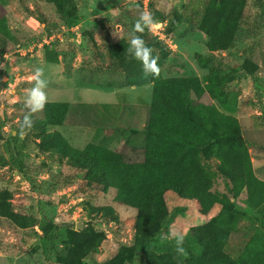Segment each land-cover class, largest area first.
I'll list each match as a JSON object with an SVG mask.
<instances>
[{"label":"rangeland","instance_id":"374dc122","mask_svg":"<svg viewBox=\"0 0 264 264\" xmlns=\"http://www.w3.org/2000/svg\"><path fill=\"white\" fill-rule=\"evenodd\" d=\"M210 1L75 0L81 17L76 30L66 29L54 8L42 0L0 1V17L6 19L12 37L5 38L4 51L0 49V191L7 192L15 212L35 213L54 224L51 235L44 238L37 227L17 229L0 217V264H55L66 256L67 231L72 227L76 230L78 224L83 229L89 225L92 243L100 240L94 256L98 263L113 257L121 245L133 244L136 211L116 203L113 189L81 194L82 175L55 162L51 154L40 152L39 139L31 128L21 136L19 124L27 113L24 100L33 84L30 76L40 67L47 81L46 103H70L65 123L56 128L69 146L82 150L92 143L121 152L142 144L144 136L131 140L110 133L109 128L113 118L119 122L126 118L127 104L140 100L136 128L141 131L148 118L151 86L122 89L105 71L109 52L123 37L122 26L116 22H136L142 11L160 18V27L147 29V33L163 37L157 40L168 54L161 69L165 78L203 79L211 70L226 75L227 90L238 95L234 116L253 174L264 181V0H244V5L237 7V33L232 48L225 52L208 51L207 38L198 29ZM36 14L45 16L48 25L39 23ZM124 40L128 44V39ZM54 56L57 63L49 61ZM197 57L210 59L205 68L200 67ZM246 59L251 60L253 77L235 71ZM204 101L210 102L207 98ZM115 102L118 106L106 104ZM42 110L32 113L31 120L41 119ZM215 183L222 191L220 182ZM164 200L171 216L169 227L149 245L138 248L127 264H146V253L165 256L175 252L174 234L184 236L183 247L188 251L190 236L219 210L216 207L208 216L202 215L196 203L168 191ZM104 206L114 213L94 212ZM244 206L237 202V209ZM249 229L247 221L239 224L229 236L226 254L234 259L240 255L251 235Z\"/></svg>","mask_w":264,"mask_h":264},{"label":"trees","instance_id":"16d2710c","mask_svg":"<svg viewBox=\"0 0 264 264\" xmlns=\"http://www.w3.org/2000/svg\"><path fill=\"white\" fill-rule=\"evenodd\" d=\"M42 1L54 8L58 21L66 29L80 23L75 0ZM243 5L244 0L208 3L198 25L207 38L208 51L225 52L232 48L238 29L237 7ZM23 8L34 16L27 7ZM35 18L48 25L42 14H36ZM153 18L160 22L157 15ZM134 23L123 19L116 22L122 26L123 37L109 52L110 61L105 71L119 81L121 88L151 86L142 144L136 143L121 152L92 143L82 150L72 148L56 131L66 121L70 106L67 102L45 103L43 117L32 120L30 129L39 139L40 152L51 154L55 162L64 163L74 174L82 175L78 189L81 194L113 189L116 203L136 211L133 244L121 245L113 257L98 263L94 256L100 240L92 243L89 225L82 230L72 227L67 231L66 256L55 264L129 263L138 248L149 245L154 236L169 227L171 216L164 200L167 191L196 203L202 215L208 216L216 207L219 210L190 236L191 245L186 255L146 253V264H264V181L253 174L240 125L234 116L237 93L227 90L228 78L218 70H211L203 79L196 76L165 78L161 69L168 54L158 37L149 35L147 29L136 35L153 49L160 71L156 76H145L139 62L127 55L128 44L124 39H129ZM5 38L12 39L6 19L0 17L2 51ZM197 60L200 67L205 68L210 59L197 57ZM49 61L57 63L56 56ZM235 71L249 77L254 75L250 59ZM205 98L210 102H205ZM125 132L118 134L128 137ZM215 182H220L222 191L216 188ZM238 201L243 202L244 209H237ZM99 211L108 215L114 213L109 206L94 209V212ZM0 217L8 219L17 229L37 227L44 238L54 230L52 222L41 220L35 213L15 212L6 191H0ZM242 221L250 223L251 235L234 259L225 253V247L230 234Z\"/></svg>","mask_w":264,"mask_h":264},{"label":"clouds","instance_id":"9594fccd","mask_svg":"<svg viewBox=\"0 0 264 264\" xmlns=\"http://www.w3.org/2000/svg\"><path fill=\"white\" fill-rule=\"evenodd\" d=\"M160 27L150 11H142L139 18L132 26V31L128 39L127 55L132 60L139 62L142 73L147 75L156 76L159 74V67L157 64L158 57L153 55V49L145 43V40L136 35V33H143L145 29L154 30ZM75 28V27H73ZM73 28L69 29L72 30ZM43 69L37 67L32 72L30 80L33 81L32 86L27 89V95L24 100V107L27 113L24 115L20 122L21 136L26 134V130L32 127L31 114L40 111L44 108L46 103V95L44 89L47 86V81L43 78ZM175 239V252L179 255H186L183 247L184 236L174 234Z\"/></svg>","mask_w":264,"mask_h":264},{"label":"crops","instance_id":"0c3cea01","mask_svg":"<svg viewBox=\"0 0 264 264\" xmlns=\"http://www.w3.org/2000/svg\"><path fill=\"white\" fill-rule=\"evenodd\" d=\"M131 88L132 89H134V88L137 89L139 87H130L129 89H131ZM122 89H124V88H122ZM106 104L113 105V106H118L117 102L111 103V104L110 103H106ZM127 106L128 107H125L126 110H128L127 113H126V118L121 120L122 122H119V121L115 120L117 118H113L112 122L110 124L109 132L112 133V134L113 133L114 134H118V133H120V131H126L125 133L129 134L128 137L131 138V140H133V139H137L139 137V135L142 136L141 133H142L143 128H142L141 131L136 128L137 127V125H136L137 124L136 123V116H137L138 110H139L138 107H142V103H141L140 100H138V101L136 100L134 103H132L130 105L127 104ZM145 124H146V122H145ZM145 124L143 125V127L145 126ZM114 125H116V127ZM121 134H122V132H121ZM121 142H122V139H121L120 143ZM113 149H114V147H113Z\"/></svg>","mask_w":264,"mask_h":264},{"label":"water","instance_id":"95a60500","mask_svg":"<svg viewBox=\"0 0 264 264\" xmlns=\"http://www.w3.org/2000/svg\"><path fill=\"white\" fill-rule=\"evenodd\" d=\"M77 229H83V226L81 224L76 225Z\"/></svg>","mask_w":264,"mask_h":264},{"label":"built area","instance_id":"2783aa9c","mask_svg":"<svg viewBox=\"0 0 264 264\" xmlns=\"http://www.w3.org/2000/svg\"><path fill=\"white\" fill-rule=\"evenodd\" d=\"M74 30H76L77 28H73ZM160 40H162L163 39V37H158ZM165 40V39H164ZM43 41L44 42H46V39L45 38H43Z\"/></svg>","mask_w":264,"mask_h":264}]
</instances>
